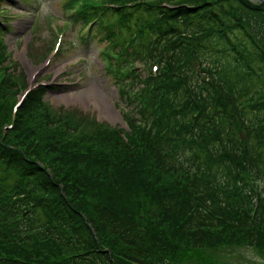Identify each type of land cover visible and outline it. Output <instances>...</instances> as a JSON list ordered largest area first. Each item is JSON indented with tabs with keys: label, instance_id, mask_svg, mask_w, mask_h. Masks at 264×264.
Wrapping results in <instances>:
<instances>
[{
	"label": "trees",
	"instance_id": "1",
	"mask_svg": "<svg viewBox=\"0 0 264 264\" xmlns=\"http://www.w3.org/2000/svg\"><path fill=\"white\" fill-rule=\"evenodd\" d=\"M172 1L86 0L69 14L81 28L95 19L92 35L109 40L108 56L116 52L112 76L135 141L114 143L121 171L111 162L93 170L129 181L112 174L110 188L54 174L11 145L8 131L0 264H166L231 243L264 249V2ZM45 93L41 86L21 109ZM108 149L95 147L94 159ZM113 192L122 194L105 199Z\"/></svg>",
	"mask_w": 264,
	"mask_h": 264
},
{
	"label": "rangeland",
	"instance_id": "2",
	"mask_svg": "<svg viewBox=\"0 0 264 264\" xmlns=\"http://www.w3.org/2000/svg\"><path fill=\"white\" fill-rule=\"evenodd\" d=\"M82 1L0 0V139L10 131L11 145L27 147L26 157L54 174L93 176L100 185L117 188L112 174L123 184L129 175L117 173L125 157L114 143H133L136 129L124 117L118 84L106 69L103 49L108 41L84 40L81 27L67 20V13ZM41 86L46 88L42 101L29 112L21 109L23 104L18 107L26 93ZM19 121L21 131L15 127ZM29 130L36 134L29 136ZM86 139L94 141L92 149ZM40 140L41 153L35 148ZM52 140L58 151L47 146ZM95 147L109 149L95 160ZM109 162L113 169L117 165V172L103 176L101 169L93 170ZM183 254V260L175 256L166 264H264V249L239 243L207 247L196 257Z\"/></svg>",
	"mask_w": 264,
	"mask_h": 264
}]
</instances>
